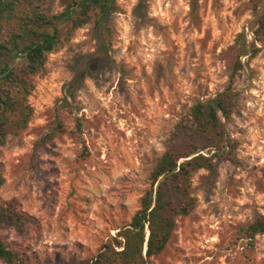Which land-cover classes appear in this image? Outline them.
<instances>
[{"label": "rangeland", "instance_id": "rangeland-1", "mask_svg": "<svg viewBox=\"0 0 264 264\" xmlns=\"http://www.w3.org/2000/svg\"><path fill=\"white\" fill-rule=\"evenodd\" d=\"M61 2L34 0L48 14ZM115 4L61 39L34 79L31 122L0 147V206L23 218L21 231L5 221L0 240L24 264L90 260L139 209L191 108L225 94L222 159L214 174L193 172L195 208L175 218L152 262L264 264V234L251 241L241 231L264 217V0Z\"/></svg>", "mask_w": 264, "mask_h": 264}, {"label": "trees", "instance_id": "trees-1", "mask_svg": "<svg viewBox=\"0 0 264 264\" xmlns=\"http://www.w3.org/2000/svg\"><path fill=\"white\" fill-rule=\"evenodd\" d=\"M61 4V12L48 14L34 0H0V147L31 122L34 111L29 96L34 79L45 75L48 56L61 39L71 38L92 19L99 21L116 10L115 0H62ZM4 28L7 32L2 36ZM226 99L225 94H219L191 108L152 170L151 186L129 224L118 229L90 260L67 264H154L152 258L165 249L172 236L175 218L187 216L195 208L196 200L190 196L193 172L205 169L214 174L215 159H222L217 138L222 136L220 113L228 114ZM189 122L192 129H188ZM184 133L191 143L176 146V137ZM200 137H208L214 145L193 144ZM208 148L206 154L201 152ZM4 183L0 172V187ZM10 218L21 231L22 216L8 206H0V226ZM241 231L251 241L263 235L264 217ZM0 259L5 264H24L20 255L1 240Z\"/></svg>", "mask_w": 264, "mask_h": 264}]
</instances>
